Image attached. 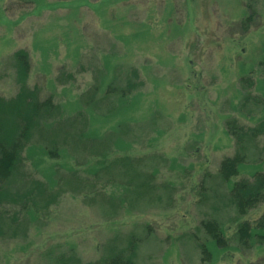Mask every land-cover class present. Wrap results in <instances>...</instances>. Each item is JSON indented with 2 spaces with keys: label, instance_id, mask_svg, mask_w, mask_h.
Returning a JSON list of instances; mask_svg holds the SVG:
<instances>
[{
  "label": "rangeland",
  "instance_id": "obj_1",
  "mask_svg": "<svg viewBox=\"0 0 264 264\" xmlns=\"http://www.w3.org/2000/svg\"><path fill=\"white\" fill-rule=\"evenodd\" d=\"M18 51L29 56L27 87L58 105V120L83 115L77 126L102 151L85 164L83 147H62L53 159L38 133L7 190L25 193L38 180L54 190L47 180L74 169L100 174L99 196L86 203L73 186L45 210L31 196L0 207V264H106L130 243L135 264H264V238L242 247L235 234L264 203L245 215L230 204L235 182L264 173V134L246 140L238 177H219L238 152L231 123L264 121V0H0L6 101L21 88ZM109 87L128 94L106 95ZM129 179L139 194L121 185ZM206 220L221 224L229 248L206 235Z\"/></svg>",
  "mask_w": 264,
  "mask_h": 264
},
{
  "label": "trees",
  "instance_id": "obj_2",
  "mask_svg": "<svg viewBox=\"0 0 264 264\" xmlns=\"http://www.w3.org/2000/svg\"><path fill=\"white\" fill-rule=\"evenodd\" d=\"M28 60L29 56L25 51H18L14 54L13 64L15 67H19L16 75L21 88L16 98L10 101L0 98V207L7 204L16 205L26 197L31 196L32 206L35 208L41 206L45 210L49 206L57 204L66 188L73 186L76 187L75 192H79L86 203L92 202L99 196L96 192V184L97 180L100 179V174H96V172L90 178H86V176L83 178L74 169H71L65 175H60L56 171L53 180H47L56 183L54 190L48 189L47 182L44 183L38 180L37 183H34L30 179L28 191L25 193L7 190L12 181H16L18 177H21L18 174L24 168V150L38 133L42 137V145L45 146L48 156L53 159H58L62 147H68L69 149L83 147L87 151V155L83 156L85 164L88 158L91 160L98 159L99 149L102 151V143L97 141L96 138L86 137L85 132H82L84 127L77 126L78 121L87 125V119L83 115L79 116V113H77V118L73 120H58L60 116L58 105L52 99L40 102L35 89L31 90L27 87L26 83L29 77ZM247 85L251 87L253 82L248 80ZM131 87H135V85H131ZM105 94L126 96L128 93L126 89L117 92L113 87H109ZM248 99L245 100L248 101ZM52 120L56 121L53 123ZM48 123H52L48 127L49 129L46 126ZM231 124V131L237 139L238 152L233 157L225 158L221 163L219 177L224 182H230L238 177L239 168L246 162L249 151L246 140L250 141L264 134V121L254 128L242 127L237 122ZM106 152L107 149L103 154ZM81 166L83 165L77 167L80 168ZM132 180H122L121 185L126 187L127 190H132L133 194H139L140 192L137 191L139 186L134 184L135 180ZM112 181L116 180L110 179V182ZM151 184L152 182L149 185L151 186ZM128 194L131 195V191H126L118 200L124 203ZM127 200H130V196ZM113 201L112 199V204ZM262 203H264V173H256L252 181L244 179L235 182L230 190V204L236 208L240 215H245ZM202 228L219 248H229V239L226 237L221 224L206 220L202 222ZM257 231H264V213L253 223L244 222L240 224L235 234L239 244L242 247H248L253 237L264 238L263 235L256 236ZM199 246L203 261H209L210 253L206 244L202 243ZM135 250L134 245L130 243L126 251L129 254L126 255V252H120L110 257L106 264H135L133 261L136 255Z\"/></svg>",
  "mask_w": 264,
  "mask_h": 264
}]
</instances>
